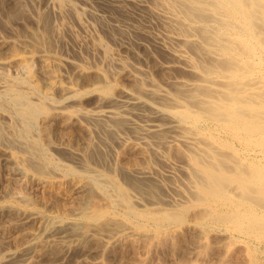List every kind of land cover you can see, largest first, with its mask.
Wrapping results in <instances>:
<instances>
[{
	"label": "bare ground",
	"instance_id": "1",
	"mask_svg": "<svg viewBox=\"0 0 264 264\" xmlns=\"http://www.w3.org/2000/svg\"><path fill=\"white\" fill-rule=\"evenodd\" d=\"M16 1H18V3L14 2V4L22 6L21 8L26 7V9L29 10V12L31 13V14L29 13L30 17L33 18V22L38 26V28H35L33 24L32 28H29L28 30L26 29L28 31V34H26V36L25 33H21V35L23 34L22 35L23 37L18 38V43L25 47L27 46L30 47L34 41L36 42V44L42 45L44 43H47L50 45L51 42L56 41L55 39L58 40L60 37H62L60 31L56 26L55 23L56 19L58 20L62 19L65 15L66 16L71 15L77 20L80 19V11L77 8L79 6L75 5L76 2L74 3L72 0H16ZM126 2L127 4L131 3V6H133L135 9V13L143 17L145 26L135 30L138 35L143 36L152 45L156 55H158V57L161 58L162 60V62H159L157 64L160 65L162 63L163 66H165L168 69L167 71L170 72V74L167 73L169 74L168 76L164 77L162 81H158L159 77L161 76H159L157 79L153 75V73L148 69L140 68V67H132V69H128V65L126 63L127 61L117 56L115 57L114 53H112L111 50L109 49L108 44H104L102 41H97L95 50H98L101 53V55H103L104 61L106 62L109 68L115 66L116 68L118 67L122 69V71L124 70L126 72L124 77H126V75L128 76V78L132 82L131 87H123L124 85L123 84L122 85L123 88L121 89V92H119V94L118 93L114 94V91L112 92L113 93L112 94L111 89L113 84L111 83L109 84L105 82V80L107 79L106 75H104L105 73L103 74L99 71L102 82H105L104 85L101 86L100 83H97L98 81L97 82L94 81L93 83H89L90 86L86 88L87 91L89 90V92H93V93L98 92V96L94 101V104H92L90 107H86L87 105L85 106L83 105V103L78 104L79 102L77 103L76 101H74L76 106L72 110V112L69 111L70 113H68L69 115H67L65 111L67 106H69L67 105V102H69L70 99L76 97L77 94L79 95L77 90L78 88H75L74 85H70L71 82L65 83L64 82L65 80H63L61 77H55V81L52 78L51 81L52 82L54 81V83H52L54 84L53 87L61 90L62 92L61 97L63 98L60 101V103H55L54 100H52L53 102H49L46 100L48 98L50 99L49 94L47 96L44 95L45 100L41 99L42 100L41 102H36L37 100L35 101L32 94L25 91L26 89L25 90L19 89L18 88L19 86L17 87L16 84H21L22 82H25V80L27 79L26 77L25 80L22 77L16 78L11 83L2 82L0 80V111L3 107L4 98L9 97L11 99V102L16 107V110L20 118L23 119L26 123H28V125L34 123V121L36 120L39 114H42L43 112L46 113L49 110V106L52 107V109L56 112V114L60 115V118L61 115H64V117L67 116L65 118H68L69 116L71 117V119L72 118L82 119L84 121L85 128H87L83 130H88L87 134L89 133L92 137L93 134H96L97 140H95L94 138H93L94 140L93 139L89 140L87 138L89 141L87 142L86 149L80 150V148L75 149L74 146L72 147L71 145H69V143H66L65 141L64 142L61 141L63 140L61 139L59 140V142L54 144L55 149L68 155L69 159H71L72 161H76L75 163L77 162L81 163L83 167L82 169L86 170L87 172L88 171L92 172L93 173L92 176L94 179L93 187L96 185L101 188L110 187L112 188L111 190L113 189L116 190L117 195L120 198L117 200L119 202H123V204L127 208V213L132 214L133 216L134 215L138 216L139 214L141 215L144 213L143 212L141 213V211H139L136 208V204L138 200L135 197H134L135 199L131 198L132 193L130 192V189L135 190V192L138 191V194L139 193L141 195L144 194L149 198L157 192L156 191L157 189L160 190L161 189L160 187L163 186L164 189L166 188H170L172 190L177 189L175 191H177L178 193L177 195H179V198L181 199L180 201H183V203H178L181 208L175 207L177 208L176 210L167 209L166 212H163L160 215L158 214L159 216L158 215L152 216L151 213H148L146 211L147 213L145 212L144 216L150 217L152 221L154 219V221L158 225L162 226L163 222L169 223L173 221H178L179 218L180 217L182 218L183 214L190 208H202L204 211H201L202 210L201 209L200 212H197V214L199 213L201 216L200 218H202L204 221H208V222L212 221L214 223L229 222L232 223L235 230L244 232L246 233V235L249 233L251 234L252 232L260 233L262 234V238L264 239L263 237L264 235V0H113L112 4L121 10H125L124 5ZM105 5L107 6L108 4L105 3ZM20 6H17V8H19ZM82 8L83 7H81L80 9ZM22 11L24 10L22 9ZM111 11H113L112 8ZM24 12H28V11L25 10ZM116 12H118V9ZM94 14H98V13H94ZM15 15L17 17L16 13ZM120 15L118 14V16ZM121 17L122 16H120V18ZM11 19L12 18H10V20ZM100 20L103 21V19ZM12 21L15 22L16 20L12 19ZM18 22L21 23L20 21ZM108 22L109 20L107 21V23ZM121 22L123 21H120L119 24H121ZM40 27L42 28V31L39 29ZM153 27H155L157 31L152 30ZM7 28L8 30L14 31V27L12 26V24L8 25ZM120 28L122 27L119 26L116 28L118 33L125 34V32H123L122 29ZM125 28L128 27L125 26ZM65 29L66 28H64V30ZM130 29L131 28H129L128 31ZM104 30L106 31V29ZM107 30L109 29L107 28ZM135 30L133 31L135 32ZM112 31L114 32V29ZM116 33L117 32H114V34L118 36L119 34L117 33L118 34L117 35ZM73 36L75 35L73 34ZM123 37L127 38L128 36L126 37L125 35ZM85 38L89 40L91 37L89 36V38L87 37ZM100 38L103 37L100 36ZM118 38L116 39L118 40ZM132 38H134V36ZM61 39L63 41V38ZM90 43L92 44V42ZM83 44L81 46H83ZM15 45L17 44H14V46ZM78 45L80 44L78 43ZM127 45L128 46L130 45L129 42ZM148 50L149 49H146L145 51ZM45 51L46 50L43 51V49H40L38 52L40 57H43V59L44 57H48L45 55ZM145 51H141L139 53L142 52L145 53ZM90 52H93V50H91ZM115 53L117 55L116 51ZM147 53H149V51ZM147 53L145 54V56H147ZM139 57H141V55ZM149 57L148 58L146 57L147 61ZM95 58H99V57H95ZM66 59L60 58L58 62H56V64L58 63V65H63L65 63H68V60L70 59L68 60ZM9 60L11 59L9 58ZM9 60L7 58H0L1 69L8 67ZM54 60L55 59L53 58V61ZM146 60L144 64H146L147 62ZM19 61L22 62V60L20 59ZM98 62L100 63V60ZM150 62L151 61H149V63ZM23 63L26 64L24 60ZM162 64L160 66H162ZM81 66H83V64ZM155 66L157 65L155 64ZM77 67L79 68L80 66L77 65ZM149 69H153V68H149ZM156 69L158 68H155L154 71H156ZM159 70L164 71L166 69L159 68ZM108 73H110V71ZM114 74H116V72ZM156 76L158 75L156 74ZM51 77L54 76L52 75ZM115 77L117 76L115 75ZM27 84H30V82ZM114 84L118 86V83H114ZM117 86L115 88H118ZM115 88L113 90H115ZM85 92L86 90L83 93ZM52 97H54V95H52ZM6 109L7 107L5 108V110ZM56 114L54 115V117L57 116ZM4 115H6V113ZM14 115L15 113L12 116L13 118ZM17 121L19 122V119ZM37 121H35V123ZM4 124H1L0 122V139L2 141L4 139L5 140L4 142H6L7 140L9 143L11 142L17 145L18 148L20 147L28 153V157L30 156L34 160L35 159L41 160L44 158L43 157L44 146L42 148L38 140L31 138L30 136L31 131L29 126H24V127L22 126L23 128L21 129L14 128L15 130L11 128V130L13 129L12 130L13 134L10 131L8 133H11V136H8L7 135L8 133L6 134V132L3 130L5 128V127L3 128ZM18 125L16 127H18ZM6 129L7 128H5V130ZM87 134H83V135H86L88 137L89 135ZM128 140H132V143L135 147L145 149L146 154L145 151L144 154L147 156V159L145 160L149 161L150 163L148 162V164L146 165L145 164L139 165V163H137L138 165L135 164V166L133 167L125 164L128 166V168L131 167L129 169L124 168L121 170L123 175L122 178L124 179L125 184H123L119 179H117L115 174L112 173L113 169H111L112 172H110V170L109 172H105L99 169L96 170L92 166L91 162L92 163L95 162L98 164L101 163L102 165H105L108 168H114L112 165H110L107 155H105L102 152L103 151L102 149L104 146H106V148L112 147L113 143L123 144ZM127 144L129 145V143ZM172 146H174L175 148H179L181 150L180 153V155H182L181 160L177 157L176 158L178 160L175 159L174 157L175 154L173 153L175 151L172 152L174 154L173 156L174 159L171 156L172 153L170 154L169 148H171ZM110 149L107 150L110 151ZM179 151L176 152L179 153ZM26 157L24 156V160L26 159ZM30 157L28 159H30ZM136 158L137 157L133 158V160H135ZM45 160L50 164L53 165L56 164V163L54 164L53 160L49 158H45ZM36 162H34V164H36ZM158 163H164L162 165H164L165 169L164 168L162 169L165 170V173H162V175L165 174V176H168L167 178H169L170 182H167V180H163V178L160 179L158 177L157 173L159 172V169L157 172V167H156V164ZM31 164L33 165V163ZM40 166L38 167L41 168ZM159 166L161 167V165ZM68 167H70V165ZM43 168L44 167L42 166L41 169L44 170L45 168L44 169ZM90 183L91 182H89V184ZM85 186L86 185L84 184V188ZM175 191L172 192L174 193ZM167 193L169 192L167 191ZM16 197L20 199V197L18 196ZM155 199L153 200L156 201ZM161 199L165 200L166 202L170 201V203L178 202L176 199H168V198L164 199L162 197ZM148 200L153 201L151 199ZM114 201L115 200L113 199V202ZM123 204H121L120 206L122 207ZM257 207H260L261 210H258ZM105 211L106 210H104V212ZM87 214L89 213L87 212L85 215L87 216ZM152 214L155 213L153 212ZM102 216H104L102 212H97L96 214L93 215L92 218L93 221H91L90 225H88L89 223H87L86 224L87 226L85 227H79L80 225L75 224L77 223L75 221L74 222L62 221V220L59 221L60 218L58 219L57 223L53 224L52 227H48L47 224H44L42 225L43 227L41 226L42 229L40 231H30L28 233L27 238L24 239L25 241L23 242V244H21L20 248L17 247L16 249L15 248L12 249L10 247H5L7 244L3 245L4 246L3 249L1 250L0 248V264H25L31 258V253L34 250L35 246H37L36 244L39 241L49 242L53 240H58L59 242L60 241L63 242L65 246H69L70 242L75 238V236L81 237V236L101 235L107 237L105 244L106 246H108L107 248H109L110 246L116 248L115 245H117V247L124 245L127 246V244L128 246H130L131 244L134 245L135 239L133 236L136 235L134 232L132 233L126 231L124 229V226L123 228H120L121 226L118 227L119 225L117 226V223L114 220H111L113 216L111 217V219L108 218V220L110 219L111 221H107L105 219L106 217L103 218ZM36 217L37 214L34 215L30 212L29 214L27 213L25 216L21 217L17 222L19 225H21L22 228V225L24 226L31 219L33 218L36 219ZM101 218L106 220V222L101 223L100 220ZM180 223L182 224V219ZM204 229L202 228V230ZM173 230H175V228ZM209 232L210 230L208 231V233ZM223 233L225 232L223 231ZM148 234L150 235L151 233ZM152 234L151 236L152 238H154ZM166 234L164 233V236H167ZM171 234L172 233H170V235ZM143 236L145 237L146 235ZM157 236L158 235H156L155 237L157 238ZM219 236L220 235H218L219 239L220 238L223 239L222 235L221 237ZM136 237L138 236L136 235ZM214 237H217L216 234ZM174 238L171 239L173 240V242L175 241ZM227 239L232 240L229 239V237ZM168 240L164 238L163 239L158 238L156 240V246L157 247H162V245L167 246V244L165 243L166 242L169 243ZM193 242H195V240H193ZM136 243L138 245L140 241L138 240V242ZM206 243L207 242L205 241V244ZM216 243L218 244V242ZM222 243L220 241L219 245H221ZM247 243L245 244L240 243V245L242 244V247L245 245L246 248ZM192 244L194 245V243ZM169 245L171 246V244ZM210 245H212V243L209 244V246ZM104 246L102 248H104ZM143 246L147 247L146 244H143ZM157 247L154 248L157 249ZM203 247L205 248V245H203ZM212 247L214 250L215 249L214 246ZM123 248L121 249L122 251ZM256 248L257 247L255 246V249ZM111 249L113 248L107 250H111ZM203 249H201V251H203ZM182 251L184 252V250ZM211 251L212 250L210 249V252ZM246 251H249V249ZM99 252L102 253V250ZM199 252L200 250L196 252L195 257L198 256L197 254ZM205 253L208 254L207 257L208 259L209 256L213 254V253L209 254L207 250ZM214 253L216 255V251ZM249 254L251 255V253ZM202 255H204V253ZM94 256L92 257V260L95 259ZM172 256H174L173 253ZM204 256H202L201 258H204ZM233 256L234 255H232V257ZM242 256L244 255L242 254ZM95 257H97V255ZM237 260L235 259L234 261ZM192 262L189 263L190 264L197 263V262L195 263ZM201 262L202 261H200V263ZM229 262L228 264L231 263ZM171 263L173 264L175 262L173 261ZM189 263L185 262L182 264H189ZM207 263L205 261V264ZM92 264L94 263L92 262ZM96 264H101V263L97 262ZM239 264L241 263L239 262Z\"/></svg>",
	"mask_w": 264,
	"mask_h": 264
},
{
	"label": "rangeland",
	"instance_id": "2",
	"mask_svg": "<svg viewBox=\"0 0 264 264\" xmlns=\"http://www.w3.org/2000/svg\"><path fill=\"white\" fill-rule=\"evenodd\" d=\"M72 1L74 3L76 2L75 5L79 6V7H77V6L76 7L80 11V19H79L80 21L75 19L71 15H67V16L65 15L66 17L64 16L62 19H59V20L56 19L55 20L56 26L62 35V37H60L59 39L63 38V41H62V39L61 40L58 39L59 41L57 39H55L56 41L51 42L52 45L51 44L49 45L47 43H44L42 45L36 44V42L34 41L35 43L33 42V44H31L30 47L29 46L25 47V46H22L18 43V38L23 37L22 36L23 34L21 35V33H25V36H26V34H28L27 30L29 28H32L33 24H34L35 28H38V26L33 22V18L30 17L31 13L29 12L28 9H26V7L21 8L22 6L14 4V2L18 3V1H16V0L15 1H13V0H7V1L6 0H0V3H1L0 4V15H1L0 16V37H2V38H0V58H7L8 60H9V58L11 59V60H9L8 67L2 68V69L0 67V74L2 77V78L0 77V80L2 82H7V83L10 82L11 83L16 78L22 77V78H24V80L27 78L28 80L26 79L25 82H22L21 84H16V86L17 87L19 86L18 88L22 89V90L26 89L25 91L31 93L33 98L35 99V101L37 100L36 102H41L42 101L41 99L45 100L44 99L45 96H47L49 94L50 99L49 98L46 99L47 101L53 102L52 100H54L55 103H60V101L63 99L61 97L62 92L60 89L54 88L53 87L54 84H52V83H54L55 77H61L63 80H65L64 81L65 83L71 82L70 85H74L75 88H78L77 90H78V93L80 95L79 96L77 94L76 97L70 99L69 102H67V105H69V106H67V108L65 110L67 115H69L68 114V113H70L69 111L72 112V110L75 108L76 104L74 101H76L77 103L79 102L78 104L83 103V105H85V106L87 105L86 107H90L92 104H94V101L96 100V98L98 96V92L93 93V92H89V90L87 91L86 88H88V86H90L89 83H93L94 81H96V82L98 81L97 83H100L101 86L104 85L105 82H107L109 84L111 83L114 85V86L112 85L111 93L114 91V94H117V93L119 94V92H121V89L123 87H131L132 86V82L130 81L128 76L126 75V77H124L126 74V72L124 70L122 71V69H120L118 67L116 68L115 66L112 68H109L107 66L106 62L104 61L103 55H101V53L98 50H95L97 41H102L104 44H108L109 46L108 45H106V46H108L109 49L111 50V52L114 53L115 57L117 56V57L122 58L125 61H127L126 63L128 65V69H132V67H140V68L148 69L153 73V75L157 79L159 76H161V77H159L158 81H162V79L164 77H166L170 74V72L167 71L168 69L165 66H163L162 63H161L162 66L165 68L160 66L161 64L160 65L157 64L159 62H162V60H161V58L158 57V55H156L152 45L143 36L137 34L136 30L138 28L144 27L145 22H144L143 17L141 15L135 13V9L133 6H131L130 2H129L130 4H127V2L125 3V5H124L125 10H121L112 4L113 0H85V1L84 0H72ZM109 1H110V3H109ZM105 3L108 5L106 6ZM17 6H20V7L17 8ZM80 6L83 8L80 9L81 8ZM86 8H87V10H86ZM111 8L113 11H111ZM12 9H13V11H12ZM22 9L24 11L27 10L28 12H24V11H22ZM117 9H118V12H116ZM15 13L17 14V17L15 15ZM85 13H87V14H85ZM94 13H98V14H94ZM118 14L119 15L121 14L120 16H122V17L120 18V16H118ZM5 15H6V17H5ZM133 15H135V16H133ZM14 16H15V18H14ZM81 16H82V19H81ZM10 18H12L13 20H16V21L14 22V21H12V19L10 20ZM20 18H22V19H20ZM99 18L103 19V21L100 20ZM105 19H107V20H105ZM108 20H109V22L107 23ZM113 20H114V22H113ZM18 21H20L21 23H19ZM23 21L25 24L23 23ZM120 21H123L124 23L121 22V24H119ZM30 22H31V24H30ZM110 23H112V24H110ZM5 24L7 26L12 24V26L14 27V31L8 30V28ZM13 24H15V25H13ZM58 24H59V26H58ZM105 25H106V27H105ZM108 25H109V27H108ZM122 25L124 26V28ZM116 26L122 27L120 29H122V31L125 32V34L118 33V31L116 30V28H117ZM125 26L128 28H125ZM133 26H134V28H133ZM114 27H116V28H114ZM64 28H66V29L64 30ZM107 28L109 30H107ZM129 28H131V29L128 31ZM39 29L42 31L41 27ZM104 29H106V31ZM113 29H114V32H117L119 34L118 35L116 33L118 36H116L114 34V32L112 31ZM133 30H135L136 33ZM152 30H156L155 27H153ZM108 33H109V35H108ZM129 33H131L134 36V38H132L133 36ZM11 34H12V36H11ZM73 34L75 36H73ZM113 35H115L116 38L120 37L121 39L118 38V40H117L115 38V36H113ZM122 35L123 36L126 35V37L127 36L128 37L125 38ZM9 36H11L12 38ZM89 36L91 38L89 40H87L85 37L89 38ZM100 36L103 38H100ZM9 38H11V39H9ZM14 38H15V40H14ZM1 41H3V42H1ZM79 41H81V42H79ZM76 42H77V45H76ZM90 42H92V44ZM128 42L132 46H130V45L128 46L127 45ZM78 43L80 45H78ZM125 43H127V44H125ZM136 43H138V44H136ZM14 44H17V45L14 46ZM82 44H83V46H81ZM133 44H134V46H133ZM16 46H18V47H16ZM19 46H20V48H19ZM136 48H138V49H136ZM40 49H43V51L46 50L45 55L48 57H44V59H43V57H40V55L38 54ZM146 49H149L148 50L149 53H147L148 51H145ZM72 50H73V52H72ZM91 50H93V52H90ZM115 51L117 52V55H116ZM141 51H145V53L144 52L139 53ZM95 52H96V54H95ZM97 53H99V54H97ZM122 53H123V55H122ZM146 53H147V56H145ZM34 54H36V55H34ZM137 54H139V55H137ZM96 55H98V56H96ZM125 55H126V57H125ZM140 55H141V57H139ZM149 55H150V57H149ZM95 57H99V58H95ZM146 57L147 58L149 57L148 61L146 60L147 59ZM45 58H46V60H45ZM53 58L55 59L54 60L55 62L53 61ZM60 58H62V59L67 58L66 60H68V59H70V60H68V63H65L63 65H58V63L56 64V62H58V60ZM154 58L158 62H156L154 60ZM19 59L22 60V62H20ZM139 59H141V60H139ZM23 60L26 62V64L23 63ZM88 60H89V62H88ZM99 60H100V63L98 62ZM145 60L147 61L146 64H144ZM153 60H154V63L156 62L155 64L157 66H160V67L155 66V64L153 63ZM10 61H11V63H10ZM85 61H87L89 64ZM149 61H151L154 65L151 62L149 63ZM18 62H20L21 65ZM78 63H80V64H78ZM76 64L80 67L78 68ZM82 64H83V66H81ZM22 65H24V66H22ZM141 66H143V67H141ZM145 66H147V67H145ZM83 67H84V69H83ZM149 68H153V69H149ZM155 68H158V69H156V71H154ZM159 68L160 69H166V70H164V71L159 70ZM115 69H116V71H115ZM108 70L110 71V73H108L109 72ZM99 71L103 74L105 73L104 75H106V78H107L105 80V82H102ZM114 71L116 72V74H114L115 73ZM118 71H120L121 73ZM57 73H58V76H57ZM93 73H95V74H93ZM167 73H169V74H167ZM111 74H112V76H111ZM156 74L158 76H156ZM52 75L54 77H51ZM115 75L117 77H115ZM52 78L54 79L53 82L51 81ZM116 78H117V80H116ZM94 79H96V80H94ZM29 82H30V84H27ZM114 83H118V86L115 85ZM123 84L124 85L126 84V85L124 86ZM122 85H123V87H122ZM116 86L118 88H115ZM79 88L81 91L79 90ZM114 88H115V90H113ZM85 90H86V92L83 93ZM52 95H54V97H52ZM92 96L93 97L95 96V97L93 98ZM89 97H91V98H89ZM84 98H86V99H84ZM3 102H4L3 107L0 111L1 112L0 113V122H1V124L5 123L3 125V128L5 127L8 129V130L6 129L7 130L6 131L4 128L3 130L6 132V134L10 131L13 134L12 130L14 128H16V129L20 128L21 129L24 126H29L30 131L33 133V136H32V133L30 132L31 138L38 140L39 143L41 144L42 148L44 146V148H43V155H44L43 157L44 158L41 160L40 159L34 160L29 156L30 159H28L29 158L28 153L25 150H23L20 147L18 148L17 145H15L11 142L9 143L7 140H6V142H4L5 141L4 139H3V141L0 139V158H1L0 159V248H1V250L4 247L3 245H6V244L8 246L6 245L5 247H10L12 249H14V248L16 249L17 247L20 248L21 244H23V242L25 241L24 239L27 238L28 233L30 231H40L43 227L42 225H44V224H47L48 227H52L53 224L58 222L59 218H60L59 221H61V220L62 221H73V222L75 221V222H77L75 224L80 225L79 227H85V226H87L86 225L87 223H89L88 225H90L91 221H93L92 218H93L94 214H96L97 212H102V214L104 215L102 217L103 218L106 217L105 219L107 221L114 220L117 223V226L119 225L118 227L121 226L120 228H123V226H124V229L126 231H129L132 233L134 232L138 236V237H136V235L133 234L134 235L133 237L135 239L134 245L131 244L130 246H128V244H127V246L124 245V246H118V247H117V245H115L116 248L111 247V246L109 248H107L108 246L105 245L107 237L101 236V235L100 236L99 235H97V236L91 235V236H81V237L75 236V238L70 242L69 246H65V244L63 242H61V241L59 242L58 240H53V241H49V242L39 241V242H37V244H36L37 246H35L34 250L31 253V258L25 264H30L31 262L33 264H86V263L89 264L90 262H91L90 264H92V262L94 264H96L97 262H99L101 264H141V263L142 264H157V263L158 264H160V263L161 264H165V263L166 264L167 263L172 264L171 262H173V261L176 264H182L185 262L191 263L192 261H193L192 263L197 262L196 264H199L200 261H202L200 264H205V261H206V263L208 262L209 264L210 263L211 264L212 263L213 264H219V263L228 264V262L230 260H231L230 261L231 263L229 262L230 264H232V263L234 264V262H235V264H239V262L241 264H244V263L245 264L246 263L247 264H253V263L254 264H264V239L262 238V234L252 232L251 234L249 233L250 234V236H249V234L246 235V233H244V232H241L239 230H235L232 223L215 222L216 223L215 224L212 221H209V222L204 221L202 218H200L201 217L200 214L199 213L197 214V212H200V210L202 208H190V209H188L189 212L187 210L183 214L182 218L180 217L178 221H173V222H169V223L163 222L162 226L158 225L154 221V219H153V221L155 223L152 221V219L150 217L144 216L146 211L148 213H151L152 216H157L158 214L160 215L161 213L166 212L167 209L168 210H173V209L176 210L177 208H175V207L181 208L178 203H183V201H180L181 199L179 198V195H177L178 194L177 191H175L177 189H175V190H172L170 188L164 189L163 186H161L160 188L162 190L157 189L156 190L157 192L149 198L147 196H145L144 194L141 195L139 193L140 194L139 195L138 191L135 192V190L130 189V192L132 193L131 198L132 199L136 198L138 200L137 204H136V208L139 211H141V213L143 212L144 214H141V215L139 214L140 216L139 215L133 216L132 214L127 213V208L123 204V202H119L117 200L120 198L118 197L116 190H114V189L111 190L112 188H110V187L101 188V187H98L96 185L94 187H96L97 189L94 188L93 187V185H94L93 180L94 179L92 176L93 173L89 172V171L87 172L86 170L82 169L83 167H82L81 163H79V162L75 163L76 161H72L71 159H69L68 155H66L65 153H63L61 151L56 150L54 147L55 143H57V142H59V140L63 139L61 141H63V142L65 141L66 143H69V145H71L72 147L74 146L75 149L80 148V150H84V149H86V145H87V142L89 140H92L93 138L95 140H97L96 134H93V137H92L89 133L87 134L88 130H83V129H87V128H85L84 121L82 119H78V118H72L71 119V117H69V116H68V118H65L67 116L64 117V115H61V118H60V115L56 114V112L52 109V107L49 106V110L46 113L43 112L44 114L43 113L39 114L38 117H40V118L37 117L35 121H37V120L38 121L36 123L34 121L35 124L32 123L31 124L32 126H31V125H28V123H26L23 119L20 118V116L18 115V112L16 110V107L11 102V99L9 97L4 98ZM48 105H50V104H48ZM6 107L8 110L7 109L5 110ZM51 112L54 114H52ZM5 113H6V115H4ZM7 113H8V115H7ZM14 113H15V115L13 118L12 116ZM55 114L57 116L54 117ZM18 119H19V122L17 121ZM14 121H15V124H14ZM18 123H19V125H18ZM81 123H83V124H81ZM17 125H18V127H16ZM11 128H13V129L11 130ZM11 133H8L7 135L11 136ZM83 134L89 135L90 138H89V136L87 137L86 135H83ZM94 135L96 138L94 137ZM7 143H9V144H7ZM52 143H53V145H52ZM127 143H129V145ZM131 143H132V140H128L127 142H124L123 144L122 143H118V144L113 143V145H112L113 148L112 147L106 148V146L103 147L102 152L105 155H107V158L109 160L110 165H112L114 168H108L105 165H102L101 163L98 164L95 162H93L95 164H93L91 162L92 166L96 170L99 169V170H103L105 172H109V170H110V172H112L111 169H113L112 173L115 174L117 179H119L123 184H125L124 179L122 178V176H123L122 172H121L122 169H124V168L127 169L128 166L133 167L137 163H139V165H143V164L146 165L149 162V161L145 160V159H147V156L145 155L146 154L145 149L135 147L133 145V143L132 144ZM135 148H137V149H135ZM107 149H110V151ZM141 150H142V152H141ZM179 150H180L179 148H175L174 146L169 148L170 154L173 151H175V152H173L175 154V156L173 153L171 156L172 157L174 156L175 159L179 158L181 160L182 155H180L181 150L180 151ZM144 151H145V154H144ZM176 151H179V153ZM6 153L8 156L6 155ZM142 153L144 156L142 155ZM176 155H178V156H176ZM24 156L25 157L27 156L25 160H24ZM135 157H137V158L135 160H133V158H135ZM174 157H173V159H174ZM45 158H49V159L53 160L54 164L56 163L55 164L56 166L46 162ZM26 160L29 162H27ZM33 161L34 162L37 161L36 162L37 166H36V164H34ZM136 161H138V162H136ZM38 162L41 164V166ZM31 163H33V165ZM64 163H66V164H64ZM117 164H118V166L120 164V166L118 167ZM125 164H127L128 166ZM162 164H164V163L156 164L157 172H158V169H159V172L161 171L160 174H159V172L158 173L156 172V173L160 179L163 178V180H167V182H170L169 178H167L168 176H165V174L162 175V173H165V170H164L165 168H164V165H162ZM69 165H70V167H68ZM159 165H161V167ZM38 166H40L41 168L43 166L45 169L43 168L44 170H42ZM131 167H129V168H131ZM162 168H164V169H162ZM117 170H118V172H117ZM89 182H91L92 185H91V183L89 184ZM84 184L86 185L85 188H84ZM101 189L105 192H103ZM97 190H99V191H97ZM171 190L175 191V192L173 193ZM106 191H107V193H106ZM160 191H161V193H160ZM167 191L169 193H167ZM110 192H112V193H110ZM109 193H110V195H109ZM175 193H176V195H175ZM112 194H114L115 196ZM171 195H172V198H171ZM16 196L20 197V199L17 198ZM142 196H144V197H142ZM161 197L164 199H166V198L176 199L178 202L177 203H174V202L170 203V201L166 202L165 200L161 199ZM113 199L115 200L114 202H113ZM148 199H151V200L155 199L156 201H154V200L150 201ZM121 204H123L122 205L123 208L120 206ZM257 209L261 210L260 207H257ZM104 210H106V211L104 212ZM193 210H195V211L199 210V211L195 212ZM86 211L90 215L87 214V216H86L85 215L87 213ZM201 211H204V210L202 209ZM30 212L34 215L37 214L36 219L35 218L31 219L24 226L22 225V228H21V225H19L17 221L21 217L25 216L27 213L29 214ZM112 212H114V213H112ZM153 212L155 214H152ZM190 213H192L193 215ZM195 214H197V215H195ZM126 215L130 216V217H127ZM193 216L196 218H194ZM86 217H88V218H86ZM111 217H112V219H111ZM103 218L100 219L101 223L106 222V220H104ZM108 218H110L111 220L110 219L108 220ZM183 218H185V219H183ZM199 218H200V220H199ZM66 219H69V220H66ZM181 219H182V224L180 223ZM47 221H48V223H47ZM117 221H119V222H117ZM123 221H126V222H123ZM195 222H197V223H195ZM198 222H199L200 226L198 225ZM193 223H195L196 225ZM174 228H175L176 232H175V230H173ZM202 228L203 229L205 228V229L202 230ZM200 229L202 230V233H201ZM206 229H207V231H206ZM209 230H210V232L208 233ZM223 231L225 233H223ZM237 231L240 233H238ZM211 232H213V233H211ZM220 232H221V234H220ZM148 233H151V234L155 233V234H152L154 238H152L151 234L149 235ZM164 233L165 234L167 233L166 234L167 236H169L170 233H172V234L169 237H167V236H164ZM180 234H183V235H180ZM196 234H198V235H196ZM212 234H214V235H212ZM215 234L217 237H214ZM241 234H244V235H241ZM258 234H259V236H258ZM143 235H146V236L144 237ZM154 235L155 236L158 235L157 238ZM194 235H196L197 237ZM218 235H220L219 237H221V235H222L223 239L220 238L221 239L220 240L218 238ZM226 235L229 237V239H232V240H228L227 239L228 237ZM79 237H80V239H79ZM210 237H212V238H210ZM263 237H264V235H263ZM158 238L159 239L164 238L166 240L169 239L168 240L169 243L164 242L165 244H167L168 247L166 245L165 246L162 245V247H157L156 246V240ZM172 238L175 239V241H174L175 243L179 242L180 244L179 243L175 244L173 242V240H171ZM225 238H226V240H225ZM136 239H138L140 241V243H138V245L136 243V242H138V240H136ZM141 239H142V242H141ZM182 239H184V240H182ZM193 240H195V242H193ZM219 240L221 241V243L223 242L221 244L222 246L219 245V243H220ZM257 240H258V242H257ZM184 241H185V243L188 242V243H186L187 245L184 243ZM205 241L207 242L206 244H205ZM236 241H238V242H236ZM216 242H218V244ZM239 242L242 244L243 243L245 244L248 242L246 244V248H245V245L242 247V244L240 245ZM261 242H263V243H261ZM142 243L146 244L147 247L149 245L150 246L148 248L144 247L145 245L143 246ZM192 243H194V245ZM199 243H201V244H199ZM211 243H212V245L209 246V244H211ZM238 243H239V245H238ZM141 244H142V246H141ZM169 244H171V246ZM188 244H190L192 246H190ZM202 244L205 245V248L203 247ZM216 244H217V246H216ZM178 245L179 246L181 245V246L179 247ZM103 246H104V248H102ZM212 246H214L215 249L217 247H219L220 249L217 248L216 250L215 249L213 250ZM225 246H228L229 248L225 247ZM255 246L257 247L256 249H255ZM154 247H157V249ZM192 247L195 249H193ZM222 247L224 248V250L225 249L226 250L224 251ZM110 248H113V249L107 250ZM122 248H123V251L121 250ZM201 249H203V251H201ZM208 249H209V251H208ZM210 249L212 250L211 252H210ZM242 249H243V251H242ZM248 249L250 252L246 251ZM101 250H102V253L99 252ZM104 250H105V252H104ZM182 250H184V252ZM198 250H200V252H202V253L199 252L197 254L198 256L195 257L196 252H198ZM206 250L209 254L213 253L212 255L209 256V259L207 258L208 254L205 253ZM254 250L255 251L257 250V251L255 252ZM215 251H216V255H218V256L215 255V253H214ZM218 251H220V252H218ZM248 252L251 253V255ZM172 253L174 256H172ZM203 253L206 256L202 255ZM184 254H186V255H184ZM219 254H220V256H219ZM242 254L244 256H242ZM94 255L95 256L97 255V257H95ZM201 255L204 256V258H201L202 257ZM232 255L235 256V257L233 256L234 260L235 259L236 260L238 259V260L234 261ZM93 256L95 259L92 260ZM189 256H190V258H189ZM223 256H225V257H223ZM241 256H242V258H241ZM247 256H248V258H247ZM187 258H188V260H187ZM243 258H244V260H243ZM185 259H186V261H185ZM203 259H204V261H203ZM227 259H230V260H227ZM190 260H192V261H190ZM197 260H199V261H197ZM241 260L243 263L241 262ZM175 263H173V264H175Z\"/></svg>",
	"mask_w": 264,
	"mask_h": 264
}]
</instances>
